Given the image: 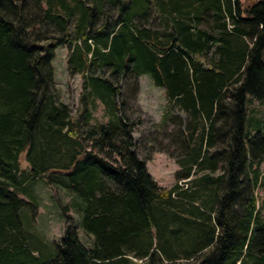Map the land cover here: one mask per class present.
I'll list each match as a JSON object with an SVG mask.
<instances>
[{
	"label": "trees",
	"instance_id": "obj_1",
	"mask_svg": "<svg viewBox=\"0 0 264 264\" xmlns=\"http://www.w3.org/2000/svg\"><path fill=\"white\" fill-rule=\"evenodd\" d=\"M59 46L81 76L76 116ZM263 51L264 0H0V264H264V123L247 119ZM141 75L163 90L172 151L157 130L133 137ZM155 152L177 166L170 186L147 170ZM35 181L77 198L50 245L30 229Z\"/></svg>",
	"mask_w": 264,
	"mask_h": 264
},
{
	"label": "rangeland",
	"instance_id": "obj_2",
	"mask_svg": "<svg viewBox=\"0 0 264 264\" xmlns=\"http://www.w3.org/2000/svg\"><path fill=\"white\" fill-rule=\"evenodd\" d=\"M66 55L67 51L65 47L59 46L55 49L52 61L54 82L60 99L70 105L72 115L76 116L79 108L81 76L68 72ZM262 60L264 61V51L262 53ZM165 108L166 99L163 90L154 86L148 75H141L139 77V93L134 109L139 112L138 114H140L143 123L137 126L133 132L135 140H137L138 136L142 133L146 134L147 131L157 130L159 133H157L156 136L163 142V145L171 151L174 149L173 146L169 145V140L165 138V133H170L173 130L171 119L167 121L164 130L156 126L165 113ZM167 113L175 115L181 120L185 119L183 112L178 109L170 110ZM93 115L94 122L96 123L106 121L102 113V106L99 103H97ZM148 144L149 142L144 146L146 149L148 148ZM141 155L144 154L141 153ZM146 166L148 172L158 185L170 186L173 183V173L177 166L166 154L155 152L151 158L147 160ZM260 171L264 172V165H261ZM32 191L37 199L38 208L37 215L30 229L33 233L38 235L43 242L50 245L58 241L63 232L64 217L61 214V206H67L68 213L72 216L73 220L77 222L79 215L72 205L77 198L73 193L61 188L47 186L41 181L33 182ZM255 194L260 215L264 218V187H258ZM76 231L80 242L85 247H90L92 237L86 234L78 224H76Z\"/></svg>",
	"mask_w": 264,
	"mask_h": 264
},
{
	"label": "crops",
	"instance_id": "obj_3",
	"mask_svg": "<svg viewBox=\"0 0 264 264\" xmlns=\"http://www.w3.org/2000/svg\"><path fill=\"white\" fill-rule=\"evenodd\" d=\"M251 0H240V2L249 3ZM161 89V88H159ZM247 119H254L264 123V103L257 100H248Z\"/></svg>",
	"mask_w": 264,
	"mask_h": 264
}]
</instances>
